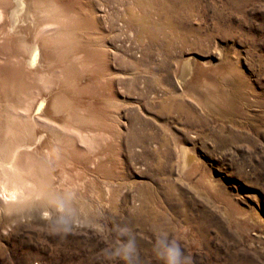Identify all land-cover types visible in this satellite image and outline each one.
I'll return each instance as SVG.
<instances>
[{"label": "rangeland", "instance_id": "374dc122", "mask_svg": "<svg viewBox=\"0 0 264 264\" xmlns=\"http://www.w3.org/2000/svg\"><path fill=\"white\" fill-rule=\"evenodd\" d=\"M43 1L56 13L42 23L67 21L46 28L58 55L36 36L34 0H8L0 70L28 76L36 60L57 74L50 92L98 143L71 137L46 200L5 213L0 190V264H164L172 242L181 264H264V0ZM192 58L207 83L184 92ZM29 79L40 102L50 96ZM181 145L206 170L181 174Z\"/></svg>", "mask_w": 264, "mask_h": 264}, {"label": "bare ground", "instance_id": "6f19581e", "mask_svg": "<svg viewBox=\"0 0 264 264\" xmlns=\"http://www.w3.org/2000/svg\"><path fill=\"white\" fill-rule=\"evenodd\" d=\"M6 1L8 0H0V3L3 4ZM33 5L38 10L37 14L32 15V19L37 21L38 26L36 36L39 39V36L42 35L40 39H42L41 41L44 46L51 48L49 54L47 53V59L49 58V60H52L54 56L58 55V47L55 46L59 41L53 38V35H51V37L50 35L46 36V33H48L46 28L50 27L52 28L51 30L54 31L57 26L66 25L67 21L65 18L62 20H54L52 18L47 23H42L41 18L43 15L46 14L45 17L50 14L54 15L56 9L51 3L46 4L43 0H34ZM0 7L2 8L1 5ZM14 13L15 11H11L8 14L6 9L1 10L0 20L8 17H15L13 16ZM4 35L6 34L4 33ZM18 40H20L19 46L26 50H33L31 46L26 45L27 41L24 38L20 37L17 39V42ZM36 42L38 45V41ZM53 47L57 49L55 50ZM50 54H52L53 57H51ZM214 57L218 62L222 61L221 55L218 54ZM39 66L40 63H37L36 60L25 62L24 67L30 71L28 76L23 75L21 67L18 66V69L15 68L11 72L0 70V164L5 161L10 170L8 171L6 168H0L2 201L7 203L6 206H3L5 213L17 212L28 202L33 203L36 200L35 195L46 200L49 195L50 187L55 184L51 168L57 156L66 152V149H68V145H70L73 139H71V137H81L83 144L90 149L96 147L98 143L93 140L92 137H85L86 135L84 136V133L82 134V132L71 125L70 121L73 122L75 117L67 110L69 99L66 98V96H62L60 93L56 94L50 92L54 88V85L59 83L61 78L58 77L57 74L55 75L52 72L40 69ZM207 69H209L207 65H200L196 59L192 58L185 60L179 69L181 77L179 81H182L183 84L178 81V86H180L184 92H187L196 89L199 84L205 85L207 82L204 79L201 77V80L197 79ZM60 74H62V72ZM60 76L62 77V75ZM29 77L33 79L37 78L39 81L44 82L45 88L51 93L50 96L47 95V97L40 102V94L34 91V87L29 84ZM43 106H46V109L49 110L48 113L42 111ZM59 113H64L65 115V119L63 118L62 121L55 117V115ZM41 134H45L46 136L43 143L41 142ZM178 159L180 172L183 175H186L189 169L196 166L204 170L207 168L206 164L196 158L192 150L184 145L178 148ZM33 186L38 188L37 192L32 191L31 187Z\"/></svg>", "mask_w": 264, "mask_h": 264}, {"label": "clouds", "instance_id": "9594fccd", "mask_svg": "<svg viewBox=\"0 0 264 264\" xmlns=\"http://www.w3.org/2000/svg\"><path fill=\"white\" fill-rule=\"evenodd\" d=\"M119 255V253H116ZM164 264H181V251L174 243H169L165 246L163 253ZM125 264H127V256L123 257Z\"/></svg>", "mask_w": 264, "mask_h": 264}]
</instances>
